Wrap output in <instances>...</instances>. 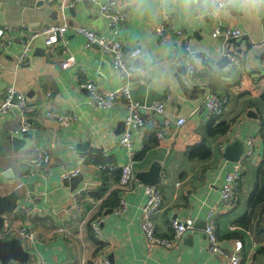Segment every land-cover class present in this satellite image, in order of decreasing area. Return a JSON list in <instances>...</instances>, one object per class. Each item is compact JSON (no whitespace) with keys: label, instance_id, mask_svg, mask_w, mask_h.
Masks as SVG:
<instances>
[{"label":"crops","instance_id":"1","mask_svg":"<svg viewBox=\"0 0 264 264\" xmlns=\"http://www.w3.org/2000/svg\"><path fill=\"white\" fill-rule=\"evenodd\" d=\"M108 1L78 0L73 9L62 8V0H44L41 5L32 0L0 3V28L7 30L5 40L9 42L7 49L0 48V101L6 88L14 84L35 108L26 141L12 142L22 136L15 134L21 124L17 108L0 120V197L13 191L20 195L15 212L3 215V228H23L37 235L29 248L16 238L30 255L28 264H103L104 260L112 264H226L237 240L243 245L241 264H264V203L254 209L247 228L239 226L249 214L256 172L264 165V17L251 20L233 12L227 17H205L185 24L175 14H168V20L162 15L156 20L141 18L127 0H116L128 15L116 37L124 52L147 48L158 55L167 70L166 78L152 70L146 72L144 84H131L133 99L144 105L163 101L168 118L186 119L181 129L172 125L158 140L162 118L141 108L145 125L130 131L129 152L119 144L126 128L124 108H92L89 92L80 87L93 82L106 94L121 86L109 59L97 46L88 49L82 36L68 34L66 43L50 47L40 36L31 47L29 64L17 66L22 28L39 30L66 23L113 39L107 20L98 12ZM159 25L184 32L195 58L186 57L174 34L157 37L154 30ZM218 25L238 28L243 36L228 42L212 38L210 33ZM165 47L171 55L162 54ZM67 59L72 65L65 69ZM172 60L178 65H171ZM226 65L231 70L225 71ZM189 66L194 83L188 80ZM212 95L227 99L218 118L208 116L203 105ZM48 110L74 113L78 119L60 128L44 117ZM218 126H226V133L209 135ZM249 139L254 140L250 157ZM234 144L238 146L225 157L226 148ZM35 147L45 148L50 155L48 167L41 172L30 166ZM197 147L202 155L191 158L190 151ZM207 152L209 156L204 157ZM236 156L237 161L228 160ZM237 163L243 172L236 197L231 206H223L220 189ZM126 164L132 165L135 182L130 191L121 193L117 186L119 170ZM106 165L115 169H100ZM156 165V175L149 174ZM138 174L150 175L148 184L139 180ZM19 183L23 184L21 189L17 188ZM139 183L155 186L161 193L162 206L152 217L158 237L171 236L173 219L193 222V230L187 231L174 248L149 247L146 243L140 225L146 196ZM80 190L84 191L79 212L74 208L66 212L71 195ZM120 199L126 209L117 213ZM211 212L222 250L216 256L207 253L203 234ZM93 221L100 222L99 238L90 226ZM57 229L61 233H55Z\"/></svg>","mask_w":264,"mask_h":264},{"label":"built area","instance_id":"2","mask_svg":"<svg viewBox=\"0 0 264 264\" xmlns=\"http://www.w3.org/2000/svg\"><path fill=\"white\" fill-rule=\"evenodd\" d=\"M4 0H0V3ZM35 3L41 0H32ZM78 0H62V8H74ZM98 12L100 16L107 20V26L112 31L113 39H104L97 36L94 32L90 31L86 27L79 25L61 24V25H51L39 30H28L27 28H22L20 33L21 37V52L17 57V66L23 67L29 64V53L34 41L38 37H43L47 46H55L61 41L67 39L68 34H73L77 36H82L86 41V48H91L92 46H97L101 51L102 55L109 59L111 69L114 74L121 81L120 88L115 92H110L102 94L98 86L93 82H86L80 87L89 92L88 104L92 108H112L117 106H122L126 112L125 119V131L119 140L120 146L126 148L129 152L131 149V130L135 127L141 128L145 125V120L139 114L141 108L146 109L148 112L153 113L163 120V127L160 131L156 133L158 140H161L164 135V131L170 126L174 125L177 129H181L185 123V118H178L173 121L165 115V103L163 101H156L150 105L140 104L135 101L131 95V84H144V73H135L132 71L133 57L132 53L140 50L139 48L132 49L127 53L124 52L122 44L116 40L118 30L126 23L128 19L127 13L121 8L120 3L116 0H109L105 4L99 6ZM162 17L168 20V16L162 14ZM7 30L0 28V48L7 49L9 42L5 40L7 35ZM168 33L174 34L182 43L186 57L189 58L192 52L190 46V40L182 31L173 29V27L159 25L154 30V34L157 37L164 38ZM212 38L221 39L224 42L230 40H237L243 36V33L238 28H227L220 27V25L215 26L211 33ZM231 61L238 63L234 58ZM72 65V60L67 59L63 68H69ZM171 65H178L177 60H172ZM188 80L191 83L195 82L192 77L193 68L189 66L188 70ZM169 98V95H167ZM204 108L210 117H220L223 114L224 108L227 105V99L225 97H218L216 95L208 96L203 101ZM17 108L21 113V124L15 130L16 135H25L28 133L29 129L32 127L33 113H35V108L28 104L25 94L16 90L14 84L9 85L6 88L5 97L0 101V120L3 116L8 114L11 110ZM44 117L50 122L56 124L60 128H66L77 121V116L74 113H59L56 111L48 110L44 113ZM253 144L254 140L249 139L247 151V156H253ZM73 150V148H71ZM33 158L30 160L31 169L36 172H41L46 170L50 163V155L45 148L35 147L32 150ZM101 170L109 169L113 170L115 167L113 165H106V167L101 166ZM118 189L121 193H126L130 191L135 182V177L133 173V168L131 164L124 165L120 170ZM243 172V167L240 163L233 166L232 170L228 172L225 177L224 183L220 189V204L223 206H231L236 197V192L238 189V183L241 179ZM76 174V172L74 173ZM22 183L17 185L18 189H21ZM139 187L143 188L144 194L146 196V202L141 208V230L149 247L160 246L166 250H170L176 246V244L181 240L182 236L190 230H193L194 224L190 220L179 221L173 219L170 221L171 236L169 238H160L156 235L154 225L152 223L153 215L162 206V196L160 191L155 186H145L143 184H138ZM84 190L76 191L71 195V205L66 208V212H70L71 208H74L79 212L78 205L81 201V196ZM32 200H36V197H31ZM126 209L125 202L120 199L119 207L117 213H122ZM99 221H93L90 226L95 233L96 237L99 238L100 233L98 229ZM235 230V227H231ZM55 233H61V230H55ZM203 234L207 242V253L211 256H216L221 254V247L219 239L216 233V224L213 217V213H209L207 222L203 229ZM37 235L34 232L24 230L23 228H3L0 232L1 240H8L13 238H19L26 248H29L35 241ZM243 250V245L240 240L235 242L234 248L228 257L226 264H241V254ZM17 264V263H10ZM44 264V263H41ZM103 264H112L107 260H104Z\"/></svg>","mask_w":264,"mask_h":264},{"label":"clouds","instance_id":"3","mask_svg":"<svg viewBox=\"0 0 264 264\" xmlns=\"http://www.w3.org/2000/svg\"><path fill=\"white\" fill-rule=\"evenodd\" d=\"M134 13L143 18L158 19L162 14L178 15L185 24L211 17L222 18L233 12L242 14L245 18L255 20L264 17V0H127ZM164 55H171L168 47L161 50ZM195 58V53H190ZM132 71L144 73L155 70L161 78H166L165 70L156 53L147 48H142L132 53ZM225 71L231 70L230 65L225 66Z\"/></svg>","mask_w":264,"mask_h":264},{"label":"water","instance_id":"4","mask_svg":"<svg viewBox=\"0 0 264 264\" xmlns=\"http://www.w3.org/2000/svg\"><path fill=\"white\" fill-rule=\"evenodd\" d=\"M44 3V0H41L38 2V5H41ZM28 134L22 135L21 138L14 137L12 139L13 144L16 141H26L28 138ZM237 144H234L233 146H228L225 150V157H228V155L235 150L237 147ZM238 152H236V155ZM239 157L236 156V158H228L229 161H237ZM158 166H153L150 170L149 174L156 175ZM139 180L145 182L148 184V178L150 175L147 174L141 175L138 174L136 176ZM20 195L18 192L13 191L9 194L0 197V232L2 231L4 227V219L3 215L11 214L15 212L16 208L18 207ZM10 262H16L17 264H28L30 262V255L28 252H26L18 239L13 238L7 241H3L0 239V264H9Z\"/></svg>","mask_w":264,"mask_h":264},{"label":"trees","instance_id":"5","mask_svg":"<svg viewBox=\"0 0 264 264\" xmlns=\"http://www.w3.org/2000/svg\"><path fill=\"white\" fill-rule=\"evenodd\" d=\"M227 131L226 126H218V129H215L214 131H209V135L214 134H224ZM198 147L195 150H191L189 153V156L191 158L200 157L202 153L197 152ZM201 154V155H199ZM209 153L207 152L204 157H208ZM264 203V165L260 166L256 172V180L255 185L253 188V191L251 192L248 200V207H249V214L245 217H243L239 221V226L242 228H247V226L250 223L251 217L253 215L254 209ZM264 215V208L261 213V218Z\"/></svg>","mask_w":264,"mask_h":264}]
</instances>
